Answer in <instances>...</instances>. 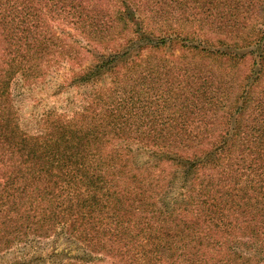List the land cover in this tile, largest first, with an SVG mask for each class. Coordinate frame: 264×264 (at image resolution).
Here are the masks:
<instances>
[{"label": "trees", "instance_id": "16d2710c", "mask_svg": "<svg viewBox=\"0 0 264 264\" xmlns=\"http://www.w3.org/2000/svg\"><path fill=\"white\" fill-rule=\"evenodd\" d=\"M0 50V108L63 63L93 88L11 147L1 225L71 236L60 264H264V0H0Z\"/></svg>", "mask_w": 264, "mask_h": 264}, {"label": "rangeland", "instance_id": "374dc122", "mask_svg": "<svg viewBox=\"0 0 264 264\" xmlns=\"http://www.w3.org/2000/svg\"><path fill=\"white\" fill-rule=\"evenodd\" d=\"M152 25L154 29L156 27V32L159 31V23H152ZM63 27L65 28V25L62 24L59 30H62ZM187 27L194 28L189 24H187ZM216 34L225 35L220 32H216ZM248 37L249 35L246 31H241L239 36L229 38L231 41L238 43L241 49H236L235 46H221L220 49L238 53L249 51L251 45L249 44ZM243 46L248 47L242 48ZM163 51H175L176 55H180L179 53L183 51V48L181 42H174L170 47L164 48ZM188 56L193 57V53H190ZM89 59L88 57L85 63H88ZM251 60L252 56L247 54V57L243 61L232 68H236L237 72L241 75L238 79L243 78V74L250 69ZM1 61L2 59L0 58ZM229 66H225L224 71L229 70ZM69 70V66L63 63L59 68L50 69L49 73L44 77H30V74L27 76L18 73L12 79L9 87L11 101L9 102L3 98L0 108V132L6 131L10 135L9 130L13 128L17 131V134L13 137L12 143L6 141V136L0 137V182L4 179L2 175L3 171L19 157V153L11 151V147H14L17 140H20L22 134H26L29 137L28 146L30 147V133L33 134L37 131L39 119L44 117L49 111L55 110L58 115L62 114L68 117L74 111L82 109L85 103L84 100L87 95L91 94L90 92L93 88L90 86L81 88L67 86L65 79ZM5 105H7V109ZM8 105L11 106L9 107ZM9 119H12V121ZM6 121L10 124L11 128L9 130L7 129L8 122ZM9 204L10 202L5 209H8V213L11 214L13 220L19 218L18 210L10 209L8 207L10 206ZM1 222L0 234L6 236L8 240L12 239V242L8 247H5L4 242L0 245V264H60L64 260H67L71 253L75 251H71V249H76L75 245L77 241L63 232L48 237L30 238V229L28 230V227H26L27 221L21 229L16 228L13 224L15 221L9 222L10 226L7 227L5 224L1 225ZM67 248L71 252H66Z\"/></svg>", "mask_w": 264, "mask_h": 264}]
</instances>
